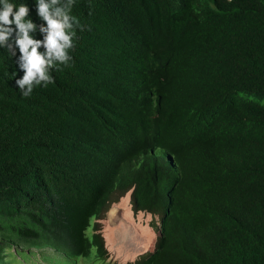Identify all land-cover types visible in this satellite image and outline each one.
I'll list each match as a JSON object with an SVG mask.
<instances>
[{
  "label": "trees",
  "instance_id": "trees-1",
  "mask_svg": "<svg viewBox=\"0 0 264 264\" xmlns=\"http://www.w3.org/2000/svg\"><path fill=\"white\" fill-rule=\"evenodd\" d=\"M7 3L43 42L39 0ZM55 7L71 46L51 82L25 96L18 30L0 43V264H117L99 220L128 192L157 239L123 264H264V0Z\"/></svg>",
  "mask_w": 264,
  "mask_h": 264
},
{
  "label": "clouds",
  "instance_id": "clouds-1",
  "mask_svg": "<svg viewBox=\"0 0 264 264\" xmlns=\"http://www.w3.org/2000/svg\"><path fill=\"white\" fill-rule=\"evenodd\" d=\"M3 7L0 8V43L7 41L17 31L16 43L21 52V67L25 70L22 79L17 81L21 89L27 86L23 92L25 96L32 91L33 84H39L41 81L51 82L47 75V68L51 67L53 61L66 62L69 58L66 49L71 46V37L66 34V29L71 27L69 17L61 7H55L58 0H39V14L47 22V28H41L47 35L43 42L30 38L29 32L34 30V24L25 22L24 17L28 9L21 5L14 11V5L7 3V0H0ZM15 25V30L11 25ZM43 46L45 53L37 51ZM154 249V248H153Z\"/></svg>",
  "mask_w": 264,
  "mask_h": 264
},
{
  "label": "rangeland",
  "instance_id": "rangeland-1",
  "mask_svg": "<svg viewBox=\"0 0 264 264\" xmlns=\"http://www.w3.org/2000/svg\"><path fill=\"white\" fill-rule=\"evenodd\" d=\"M130 192L118 202L112 203L104 218L100 219L101 233L105 246L109 252L110 261L123 264L133 261L140 254L153 250L156 244L157 232L151 226V220L157 222V217L145 212H133L130 205ZM146 216H144V214ZM91 234V229L87 230ZM24 248L18 253L9 251L13 264H68V260L57 258L52 252L45 249ZM94 248L84 257L80 258L78 264H89L93 259ZM9 257V256H8ZM63 260V261H62Z\"/></svg>",
  "mask_w": 264,
  "mask_h": 264
},
{
  "label": "bare ground",
  "instance_id": "bare-ground-1",
  "mask_svg": "<svg viewBox=\"0 0 264 264\" xmlns=\"http://www.w3.org/2000/svg\"><path fill=\"white\" fill-rule=\"evenodd\" d=\"M152 48V47H151ZM157 49H158V47H157ZM149 51V50H148Z\"/></svg>",
  "mask_w": 264,
  "mask_h": 264
}]
</instances>
